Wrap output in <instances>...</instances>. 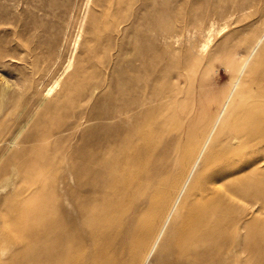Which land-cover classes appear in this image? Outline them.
Returning a JSON list of instances; mask_svg holds the SVG:
<instances>
[{
    "label": "rangeland",
    "instance_id": "374dc122",
    "mask_svg": "<svg viewBox=\"0 0 264 264\" xmlns=\"http://www.w3.org/2000/svg\"><path fill=\"white\" fill-rule=\"evenodd\" d=\"M257 43L230 114L212 138L205 180L231 167L221 163L227 144L244 151L235 138L261 126L248 122L264 112L248 107L264 104V0H0V245L8 249L0 264H33L32 239L18 232L24 226L38 238L67 209L75 216L118 201L131 220L111 239L118 248L107 260H133L121 245L135 246L153 222L160 228L183 159L192 157L210 113ZM117 110H130V118H85ZM126 128L141 137L121 145L115 135ZM121 146L132 151L130 164L91 202L97 178L80 169L96 162L95 150L112 148L115 156ZM257 149L238 162L262 158L264 146ZM263 179L237 197L248 212L239 228V264H264ZM217 186L231 188L228 179ZM205 190L191 184L162 239H176L187 206L203 205ZM231 225L213 226L229 240L219 250L226 261L215 264H234Z\"/></svg>",
    "mask_w": 264,
    "mask_h": 264
},
{
    "label": "bare ground",
    "instance_id": "6f19581e",
    "mask_svg": "<svg viewBox=\"0 0 264 264\" xmlns=\"http://www.w3.org/2000/svg\"><path fill=\"white\" fill-rule=\"evenodd\" d=\"M262 39L263 37H260L258 43ZM258 43L252 47L247 59L237 67L229 95L220 102L216 110L210 113L207 121L209 128H207L208 130L200 142H197L198 147L192 157L190 155L183 159L176 179L171 184L175 193L165 199L169 206H164L167 216L162 222L160 221V228L153 222L150 230L143 236L142 240L136 242L135 246L124 247L121 245L120 249H122L123 254L126 251L130 252V255L134 256L133 260L124 262L121 255L120 258L111 257L107 260L106 254L110 253L111 249L118 248V246H114L111 239L118 233L124 232L123 225L131 220V211L127 214L124 209L128 206H123L121 201L112 202L111 206H89L88 210H86L87 208L82 209L75 216L72 215L71 210L67 209L64 218L60 219V223L50 219L46 223L47 226H44L45 229H41L43 232L38 238L31 237V232L26 231L28 226H24L23 229L16 227L17 230L22 229L18 231L21 235L32 239L31 246L36 249L29 255L28 260L33 264H200L205 261L206 264H215V260L218 258L226 261V255L224 256L219 250L224 249L229 240L221 233L217 235L213 226L230 221L232 225L229 237L232 243L228 251L234 264H239L240 246L242 244L239 228L243 220L247 219L248 212L246 207L238 204L237 197L248 196L246 195L247 190L258 188V182L263 179L261 176L264 177V156L253 160L247 159L244 163L238 161L243 160L247 151L258 150L259 145L260 148L264 146V115L252 118L248 122L249 125L261 124L258 129L246 131L245 134L242 133L235 138L237 139L236 144L241 146L244 151L229 147L227 144L228 149L224 152L221 163L229 164L231 167L224 168L223 165L218 170V175L210 176L206 180L203 169L215 151L211 150L210 145L214 133L219 127L224 126L225 118L230 114L233 95L240 85ZM209 44L210 38L202 44V51L208 48ZM248 109L264 112V104L255 103ZM129 112L130 110H117L105 116L96 113L94 117L85 116V118L110 119L115 114V116L123 115L126 121L130 118ZM245 117L246 114H242L239 119ZM115 136L121 145H126L140 138L141 133L136 129L126 128L119 130ZM118 150L122 154L119 153L115 156L112 148L95 150L90 161L96 162L80 169L79 173L82 176H95L97 178L91 185V202L97 199L98 193L103 190L105 184L110 185L111 182L115 181L113 178L116 172L120 173L122 169V171L126 170L130 164L131 156H133L132 151L122 146ZM227 179L231 188L217 186ZM203 180L205 181L201 182ZM193 182H198L201 188L206 189L203 196L206 202L201 206H187V215L177 232L176 239L168 242L162 237L178 208V203L191 188ZM254 195L250 194V197L253 198ZM252 201L253 203L249 205L251 208L257 203L255 200ZM224 210H230V212L226 213ZM132 221L136 225L139 224L135 219ZM210 234L212 239L205 241V236ZM13 236L15 239L20 238L16 232ZM3 239L2 236L0 242ZM6 250L8 249L0 245V262L7 255ZM103 258L107 260L106 263L102 261Z\"/></svg>",
    "mask_w": 264,
    "mask_h": 264
}]
</instances>
